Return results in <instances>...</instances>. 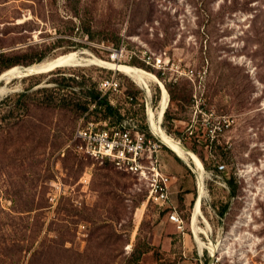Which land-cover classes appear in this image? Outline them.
<instances>
[{
  "label": "rangeland",
  "instance_id": "1",
  "mask_svg": "<svg viewBox=\"0 0 264 264\" xmlns=\"http://www.w3.org/2000/svg\"><path fill=\"white\" fill-rule=\"evenodd\" d=\"M72 52L159 73L177 96L185 89L180 101L167 93L162 128L206 164L200 231L192 227L199 172L148 128L158 85L147 96L122 73L83 63L12 78L0 97V264H168L153 239L170 209L147 200L133 175L76 151L78 125L98 122L92 104L84 113L88 92L105 78L135 97L142 129L183 166L193 200L183 205L181 184L169 205L182 232L203 243L202 264H264V0H0V53L17 56L15 67ZM169 177L171 188L177 177Z\"/></svg>",
  "mask_w": 264,
  "mask_h": 264
},
{
  "label": "built area",
  "instance_id": "2",
  "mask_svg": "<svg viewBox=\"0 0 264 264\" xmlns=\"http://www.w3.org/2000/svg\"><path fill=\"white\" fill-rule=\"evenodd\" d=\"M111 59H117L124 47L112 49ZM157 59L156 64H161ZM97 91L100 97L106 98L109 105L116 108L119 119L114 122H87L78 125L73 140L78 143L76 151L90 159L110 162L117 170L133 175L147 189V200L168 210V220L176 225L178 231L183 230V220L175 207L170 203V177L163 171L157 156L160 147L147 137L142 129L141 121L134 111L140 107L135 97L127 95L121 84L114 78L99 81ZM117 98L123 100L133 112L125 115V109L118 104ZM119 106V107H118ZM95 108L92 104L91 109Z\"/></svg>",
  "mask_w": 264,
  "mask_h": 264
},
{
  "label": "bare ground",
  "instance_id": "3",
  "mask_svg": "<svg viewBox=\"0 0 264 264\" xmlns=\"http://www.w3.org/2000/svg\"><path fill=\"white\" fill-rule=\"evenodd\" d=\"M83 63H91L96 64L98 66H103L110 70H115L126 77H128L136 86L140 89L144 90V92L149 96L150 93V83H155L160 88V100L158 102V107L156 110H148L147 114V124L149 131L157 136L159 140L162 142L161 144L165 145L179 160L184 162L185 164H192L194 169L199 172V182H198V195L195 200L193 215H192V227L194 232L200 231L196 224V217L201 215L200 204L201 198L204 195L203 184H202V175H203V166L199 159L185 147H183L180 143L170 138L167 133L162 128V121L164 117V113L168 107V96L167 91L163 84L153 75L144 72L138 68L126 66V65H118L110 62H105L102 60H98L95 58L86 59L81 54L77 53H66L57 55L53 58H46L42 60L40 63L33 64L28 67V69L22 70L21 67H12L8 70H5L0 74V82L5 81V85L0 84V97L9 91L8 83L13 78L18 79L23 77V75L33 74L40 75L44 72H48L49 70H53L56 68H68V67H76L82 65ZM3 83V82H2ZM195 236V235H194ZM196 241L198 243L199 250L204 247L203 243L196 237ZM211 252L214 254V250Z\"/></svg>",
  "mask_w": 264,
  "mask_h": 264
},
{
  "label": "crops",
  "instance_id": "4",
  "mask_svg": "<svg viewBox=\"0 0 264 264\" xmlns=\"http://www.w3.org/2000/svg\"><path fill=\"white\" fill-rule=\"evenodd\" d=\"M157 156L160 160L162 159L164 165H162L163 171L167 175L170 174L177 177V180L172 183L170 188L172 199L173 195H175L178 192V189H180L181 184H184L186 187L179 190V192L185 190V193L182 195V203L186 206L187 203L193 199L192 192L190 191L192 189L189 186V178L185 175L183 166L175 163L170 157L164 155L162 150H160V147L157 151ZM163 225L164 228L161 233L159 235H155L153 239V244L159 248V252L163 257V260L161 261L168 264H202V249L200 252L194 235L187 234L185 231H178L176 229V225L169 220L166 223L164 222Z\"/></svg>",
  "mask_w": 264,
  "mask_h": 264
},
{
  "label": "trees",
  "instance_id": "5",
  "mask_svg": "<svg viewBox=\"0 0 264 264\" xmlns=\"http://www.w3.org/2000/svg\"><path fill=\"white\" fill-rule=\"evenodd\" d=\"M38 47H42V44L34 45V48H38ZM16 58H17V56L11 57V56L6 55L5 53H0V73H2L3 71L8 70V69L18 65L19 62L16 61L17 60ZM42 60H44V59H42V58L38 59L36 63H40ZM36 63H26L23 67H28V66H31V65L36 64ZM157 78L159 80L161 79L160 76H159V73H157ZM171 86H173V85H171ZM171 86H168V84H165V86H164L166 91H167V93L170 96V101L171 102L180 101V98H181V100H184L186 98L185 89H180L179 92H178L179 96H177L172 91ZM28 91L29 90H25L23 93L19 94V97L26 96ZM44 91H46V89H39V90H36L34 92V94L37 95V94L42 93ZM88 96H89V103L87 104V107H86L84 113L88 112L89 104H95L94 110L92 112H89V118L90 117H95L96 118L95 119L96 122L97 121L98 122H102V121L104 122L105 120H108L109 122H114V121H117L120 118L116 108H114L111 105H109L107 100H106V98L100 97V94L98 93L97 89L94 92L93 91L92 92L91 91L88 92ZM41 104L42 103L39 101V99H37V100L35 99V105L36 106H41ZM167 115H168V112L166 110L165 113H164V117H163L164 120L167 119ZM143 130L146 132L147 137H150V134L148 133L146 127H144ZM207 141L211 142L210 143V152L211 153L213 152V154H216L217 153L216 152V150H217V145H216L217 140H216V138L215 137L212 138L211 141H209V139H207ZM200 161L202 162L203 167L206 168V164L203 162V160L200 159ZM103 162H107V161H103ZM226 184L228 186L230 197H232V198L236 197V195H237V182H236L235 177L233 175H231V177H229L226 180ZM227 209H228L227 204L221 207V209L218 212V214H219V216L221 218L225 215V213L227 212Z\"/></svg>",
  "mask_w": 264,
  "mask_h": 264
},
{
  "label": "water",
  "instance_id": "6",
  "mask_svg": "<svg viewBox=\"0 0 264 264\" xmlns=\"http://www.w3.org/2000/svg\"><path fill=\"white\" fill-rule=\"evenodd\" d=\"M29 67V66H28ZM28 67H21L22 70L28 69ZM33 76V74H28V75H23V77L21 78H27V77H31ZM169 101V100H168Z\"/></svg>",
  "mask_w": 264,
  "mask_h": 264
}]
</instances>
